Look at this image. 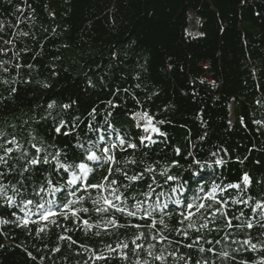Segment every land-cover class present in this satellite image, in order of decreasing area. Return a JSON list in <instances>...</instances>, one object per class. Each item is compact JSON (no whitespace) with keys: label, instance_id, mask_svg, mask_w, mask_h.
<instances>
[{"label":"trees","instance_id":"trees-1","mask_svg":"<svg viewBox=\"0 0 264 264\" xmlns=\"http://www.w3.org/2000/svg\"><path fill=\"white\" fill-rule=\"evenodd\" d=\"M0 157V264H264V0H0Z\"/></svg>","mask_w":264,"mask_h":264},{"label":"snow or ice","instance_id":"snow-or-ice-1","mask_svg":"<svg viewBox=\"0 0 264 264\" xmlns=\"http://www.w3.org/2000/svg\"><path fill=\"white\" fill-rule=\"evenodd\" d=\"M49 107H52V105H49ZM136 116H137L139 119H142V120L145 119V118L147 119L148 123L145 125V129H146V130H147L149 127H151V120H152V118H151L150 116H148L147 113H136ZM57 131H60V129H57ZM152 131H159V129H156V128L152 127ZM146 138L150 139V137H146ZM11 143H15V141H11ZM34 147H35V145H34ZM130 147H133V148H134V147H136V145L133 144V145H130ZM5 151H6V152H10L11 149H5ZM105 151H107V150H105ZM177 151H179V150H177ZM88 159H89V160H99V159H103V158H102V157H97L95 154H93V155L89 156ZM108 159L111 160L112 157L109 156ZM0 160H3V157H0ZM30 163H31L32 165H38V164H40V163H45V164H46V163H48V161H47L46 158L43 159V160H40V159H37V158L34 157L33 159H31ZM197 163H199V162H197ZM61 167H63V165H62ZM79 168H80L81 172H82L85 176L88 174L89 169H88V167H87L86 164H84V163L79 164ZM142 178H143L142 175H141L140 177H137V176H130V177H128V179H129V180H132V181H135V180H138V179H142ZM76 179H77V177L75 176V174H73V181H72V182L75 183ZM168 179H175V177H171V176H169ZM242 182H243L244 185H248V184L250 183V178H249V176H248L247 174H245V175L243 176V178H242ZM88 187H99V186H98V185H91V184H89ZM217 187H218V185H213V186H212V192H210V193L208 194L209 197H210V199H212V200H215L214 193L216 192ZM228 187H229V188H239V187H240V184L228 185ZM202 191H203V189H202ZM116 198H117V199H120L119 196H117ZM103 199H105V203L109 204L110 206H115V205H112V202L109 201V200H107L106 198H103ZM220 202H221V203H224L223 200H221ZM234 202H235V201H234ZM29 203H31V201H29ZM177 203H179V201H177ZM138 207H139V205H138ZM191 207H195L197 210H199V209H201V208H204V207H205V204H204V203H201V202H199V201H197V202H195L193 205H189V208H191ZM257 207H260V205H257ZM105 210H106V209H105ZM84 211H88V210H87V209H84ZM121 211H122V209H121ZM217 211H220V209L217 208ZM222 214H223V215H226V213H222ZM49 215H51V213H50ZM129 215H135V213H134V212H130ZM148 215L150 216L151 213H148ZM182 215H183V213H182ZM191 215H192V213L189 212V213H188V218H189V224H188V227H190V228L193 227V225H192V223H191V221H190ZM45 218H47V217H45ZM87 223H88V222L85 221V224H87ZM112 223H116V221L113 220ZM159 223L163 224L164 221H163V220H160ZM228 224L230 225V224H231V221H228ZM204 226L206 227L207 225H204ZM248 226L251 227L252 225L249 223ZM185 234H186V233H185ZM125 247H126V245H125ZM189 247H191V245H189ZM253 247H255V246L253 245ZM200 250H201V251H204V249H200ZM223 255L226 256L227 253H223Z\"/></svg>","mask_w":264,"mask_h":264},{"label":"rangeland","instance_id":"rangeland-1","mask_svg":"<svg viewBox=\"0 0 264 264\" xmlns=\"http://www.w3.org/2000/svg\"><path fill=\"white\" fill-rule=\"evenodd\" d=\"M137 122L141 125V126H144L145 127V125L147 124V119L145 118V119H137ZM152 127H153V125L151 124V127H149L146 131H147V135H149V134H151L153 131H152Z\"/></svg>","mask_w":264,"mask_h":264}]
</instances>
